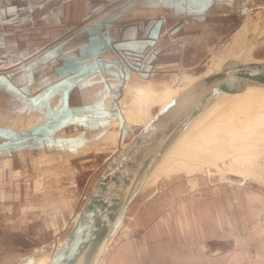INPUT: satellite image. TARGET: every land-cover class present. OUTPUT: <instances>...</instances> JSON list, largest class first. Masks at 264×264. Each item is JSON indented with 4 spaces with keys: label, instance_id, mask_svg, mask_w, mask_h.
I'll return each instance as SVG.
<instances>
[{
    "label": "crops",
    "instance_id": "obj_1",
    "mask_svg": "<svg viewBox=\"0 0 264 264\" xmlns=\"http://www.w3.org/2000/svg\"><path fill=\"white\" fill-rule=\"evenodd\" d=\"M233 3L239 5L240 0H0V52L13 55L16 65L13 72L0 73V199L15 201L6 213L14 217L9 220L14 237L19 238L15 229H28L18 225L16 216H35L37 210L31 208L36 201H41V214H54L56 192L62 200L61 213L71 215L65 212L68 189L62 175L54 179L55 169H63L73 157L87 151H102L110 143L112 157L128 131H124L128 110L136 108L142 118L150 109L140 102V92L150 95L151 89L145 82L150 80L142 79L160 74L159 67L173 62L174 54L163 50V39L169 38L177 50H184L182 40L193 36L188 29L208 24L211 15L230 12ZM133 75L138 78L128 86L135 90L124 91ZM200 162L197 169L193 168L197 162L183 159L174 166L178 173L185 170L190 174L213 166L204 162L207 167H203ZM213 168L212 175L218 172L219 178L233 180L231 174L235 173ZM239 177L238 184L246 185L247 178ZM191 181L197 182L196 178ZM230 189L228 183L208 186L202 196L182 201L174 214L160 218L159 226L168 216L181 223L175 226L180 234L171 246L175 255L160 253L158 260H152L147 250L151 241L138 238L123 245L134 248L133 259L129 253L123 259L118 249L110 264H199L200 249L207 247L212 254L204 252L209 258L206 262L212 259L214 263L223 255L220 248L231 240L244 239L247 216L257 215L254 207L246 205L232 215V207L225 203ZM244 194L264 203L261 194ZM24 199L30 204H24ZM262 208L259 222L264 227ZM51 230L48 223L42 228V232ZM17 238L16 244L10 241L7 246H21ZM1 240L0 248L5 247ZM44 245H32V251H22L10 263L45 264L49 254L43 252ZM140 246L143 255L136 257ZM162 249L166 251V247Z\"/></svg>",
    "mask_w": 264,
    "mask_h": 264
},
{
    "label": "rangeland",
    "instance_id": "obj_2",
    "mask_svg": "<svg viewBox=\"0 0 264 264\" xmlns=\"http://www.w3.org/2000/svg\"><path fill=\"white\" fill-rule=\"evenodd\" d=\"M188 32L193 36L192 39L189 37L187 41L185 39L182 40V44H184L182 47L184 49L182 50L183 56L181 49L177 50L173 41H170L169 38H164L161 45L164 51H167V53L171 51L174 54L173 62L159 67L160 74L154 75L149 79L140 78L142 80H150L145 81L150 84V95L145 94L143 91L139 95L143 107L150 109L142 118L138 115L136 108L128 110L127 119L132 124L129 126L133 132L127 133L126 140H129L140 127L144 126L152 118L159 108L163 107L185 86L204 74L220 68L226 59L230 57H250L256 55V53L264 54V0H240L239 5L237 3L231 4L230 12L220 13L216 16L211 15L208 24L192 27L188 29ZM11 58L15 59L13 55ZM182 58L183 60H180ZM181 61L182 63H180ZM132 89L133 87L128 86V88H124V91L130 90L131 92ZM249 93H254V91ZM125 123L127 122L124 120ZM121 142L122 140H120ZM112 149L113 146L110 143L104 146L102 151H87L82 155L73 157L72 161L63 169L62 167L55 169L54 179L62 175L64 186L68 189L69 207L65 208V212L70 211L71 215L61 213L63 211L62 200L59 199L60 192H56L55 195L58 198L54 203V214L48 215L44 213L45 211L41 214V209L39 208L41 201L38 200L36 201L37 204H34L36 206L31 208L34 211L37 210V214H34L35 216H16L17 219L19 218L18 225H24L25 229L28 227L24 231L15 229L16 235L19 237L17 238L11 233L13 224L10 225L9 223L10 218L14 217L6 215L10 210L11 203L15 201L0 199V237L2 238L1 244L3 243L5 246L0 248V264H11L10 262L14 261V259L17 260L16 257L22 251H32V245L36 243L45 244L43 252L49 254L51 243L54 241L59 242L67 231L68 226L66 225L63 228V222L67 220L68 224H70L73 217L72 213L79 209L83 201L82 196L89 191L97 174L111 158ZM200 163L201 166L207 167L204 162ZM233 164V160L230 159L212 165L217 171H220L230 169ZM213 166L203 170H196L191 174L185 170L178 173V169L174 165L173 167L171 166L172 168H165L166 170H163L135 198L124 222L102 255L100 264H110L114 251L116 252L118 249H120V256L124 257L123 259L128 253L133 259L134 255L131 252L134 248H124L123 245L128 240L133 241L138 240V238L141 241H151L150 249L147 250L150 251L152 260H158L160 253L162 255L167 252L168 256L172 252L171 254L175 255V249L172 247V250L171 246L176 245L175 237L180 234H177L175 226L181 223L176 222L175 217L168 216L167 221L163 220L161 222L163 224L159 226L160 218L162 219L165 214H174V209L180 207L178 205L182 201L187 199L191 201L192 197L202 196L208 186L212 188L223 183H228L231 187V194L227 195L228 199L225 200V203L232 207V215H237L238 210L236 208L243 207V205L254 207L253 209H255L257 215L256 217L247 216L244 239L231 240L228 245L220 248L219 250L223 252V255L216 257L214 263L212 259L211 263L206 262L209 258L204 254V252L212 254V251H208V247L204 250L200 249L199 264H264V240H262V238L264 239V227L259 222L260 212L263 210L264 203L261 204V201L255 202L251 200L253 198L252 195L250 198H246L244 194L249 195L255 192L264 196V183L259 184L252 179H248L246 185L241 186L238 184L240 174H231L233 180H224L221 177L220 179V173L217 172L212 175L213 173L210 172L214 171ZM39 172V178H41L42 171L39 170ZM225 173L229 174L232 172ZM191 178H196L197 182L195 184L192 183ZM23 180L22 191L23 196H25L27 191L25 189V179ZM55 185L57 186L58 184ZM59 185L62 186L60 183ZM16 188H18V185ZM196 192L199 193L197 194ZM150 195H152L151 199H147ZM23 203L30 204V201L24 199ZM188 206L191 207V204ZM50 210L51 208L49 207L48 212ZM52 219L53 223L51 222ZM47 223L49 227H53V230L42 232V228L43 230L46 229ZM135 233H140L141 236L136 237ZM15 238H17L18 244L21 246L17 247V249L7 246L10 241L15 243ZM162 247H166V251H163ZM142 251L143 248L140 246L138 253L135 254L136 257L143 255ZM5 258L8 261L1 263Z\"/></svg>",
    "mask_w": 264,
    "mask_h": 264
},
{
    "label": "water",
    "instance_id": "obj_3",
    "mask_svg": "<svg viewBox=\"0 0 264 264\" xmlns=\"http://www.w3.org/2000/svg\"><path fill=\"white\" fill-rule=\"evenodd\" d=\"M249 87L264 88V54L226 59L159 108L97 174L62 242L51 243L45 264H100L131 204L188 131L218 101Z\"/></svg>",
    "mask_w": 264,
    "mask_h": 264
},
{
    "label": "bare ground",
    "instance_id": "obj_4",
    "mask_svg": "<svg viewBox=\"0 0 264 264\" xmlns=\"http://www.w3.org/2000/svg\"><path fill=\"white\" fill-rule=\"evenodd\" d=\"M12 62L10 58L9 63ZM136 78V75L130 77ZM251 91L254 93H249ZM121 102L125 111L126 104L123 99ZM125 122L132 125L126 118ZM130 131L133 132L131 127L125 135ZM126 136L118 149L127 143ZM182 159L185 162H197L193 163L196 169L199 161L212 165L231 159L233 167L221 171L237 173L247 180L264 183V88L249 87L214 104L188 131L152 181L165 168L173 167Z\"/></svg>",
    "mask_w": 264,
    "mask_h": 264
},
{
    "label": "built area",
    "instance_id": "obj_5",
    "mask_svg": "<svg viewBox=\"0 0 264 264\" xmlns=\"http://www.w3.org/2000/svg\"><path fill=\"white\" fill-rule=\"evenodd\" d=\"M11 56L12 55L10 53H7V52L0 53V73L11 72V71H14L16 69V68L12 69V67L16 66V65H14L15 62L9 63ZM6 66H8V67H6ZM8 68H11V69H8Z\"/></svg>",
    "mask_w": 264,
    "mask_h": 264
},
{
    "label": "flooded vegetation",
    "instance_id": "obj_6",
    "mask_svg": "<svg viewBox=\"0 0 264 264\" xmlns=\"http://www.w3.org/2000/svg\"><path fill=\"white\" fill-rule=\"evenodd\" d=\"M68 226V225H67Z\"/></svg>",
    "mask_w": 264,
    "mask_h": 264
}]
</instances>
